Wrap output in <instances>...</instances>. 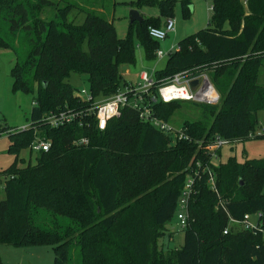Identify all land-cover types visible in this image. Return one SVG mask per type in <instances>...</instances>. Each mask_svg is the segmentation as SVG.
I'll return each mask as SVG.
<instances>
[{"label": "trees", "instance_id": "16d2710c", "mask_svg": "<svg viewBox=\"0 0 264 264\" xmlns=\"http://www.w3.org/2000/svg\"><path fill=\"white\" fill-rule=\"evenodd\" d=\"M182 2L189 17L191 0ZM49 5L56 6L55 16L47 20L42 10ZM144 5L156 6L159 16L133 22L120 38L113 21L96 10H85L81 24L70 20L80 5L69 0H0V28L7 24L6 33L0 30V49H11L16 57L12 90L34 94L31 127L8 128L7 151L14 160L0 173V245H51L52 264H264V235L230 226V217L242 220L258 212L264 226V158L239 161L232 156L214 166L219 193L206 178L196 181L183 246L166 249L159 244L176 216L191 163L203 156L198 141L215 133L244 141L260 124L264 0H213L207 27L180 40L165 68L155 71L161 80L199 69L218 89L217 105L182 100L154 105L167 121L182 103L199 108L200 119L182 125L192 140H174L129 106L105 130L40 123L51 111L90 105L69 81L73 73L87 76L95 99L128 85L121 68L136 62L134 35L146 57L157 58L160 41L149 27H161L173 17L176 2L130 3L136 9ZM37 134L50 140L51 147L35 151V164L29 159L21 165L20 153L32 152ZM82 137L89 138L88 145L73 143Z\"/></svg>", "mask_w": 264, "mask_h": 264}, {"label": "rangeland", "instance_id": "374dc122", "mask_svg": "<svg viewBox=\"0 0 264 264\" xmlns=\"http://www.w3.org/2000/svg\"><path fill=\"white\" fill-rule=\"evenodd\" d=\"M56 3L59 0H51ZM80 5V8L70 13V20L81 24L86 18L85 10H96L104 14L108 19L113 21L117 34L120 38L127 36L130 26V11L133 9L130 3L137 0H69ZM190 4L189 17L183 13L182 0H175L174 16L172 17L176 24V33L172 32L169 36L159 42V49L170 53L178 47L180 40L186 36L196 33L207 27L212 17L213 11L211 6L213 0H197ZM55 5L43 6L42 17L50 20L55 16ZM244 7L247 8V2L244 1ZM144 18L159 16V10L156 6L144 5L140 9ZM2 33H6L7 24L0 28ZM136 45V62L131 65L122 66L121 70L125 79L133 84L140 80L142 71L153 73L156 70L165 68L169 54L161 58L148 59L145 50L134 35ZM175 47V48H173ZM16 57L11 49H0V173L8 168L13 160L14 155L9 153L8 146L9 131L13 128L18 131L20 127L28 126L31 123L30 112L34 105V94H26L21 91L12 90L11 69L15 65ZM128 71V74L126 72ZM69 81L77 89H88V80L86 75L73 73ZM259 83L264 85V65L261 69ZM201 116V110L190 103H182L179 109H174L170 122L176 128L182 127L185 121H198ZM260 124L257 127L261 131L264 127V112H259ZM21 165H26L31 160V164L36 163V152L24 150L20 153ZM235 156L239 161L246 159L264 158V137L249 138L244 141L227 145L223 148L221 161L226 162L230 157ZM4 178L0 177V200L4 198L3 190ZM232 227V225H230ZM229 226V228H230ZM236 230L235 227H232ZM185 233L179 225L175 216L167 224L164 236L159 240L160 245L166 249L181 247L184 244ZM77 254L78 251L75 250ZM0 258L2 264H52L55 261V252L51 245H37L29 247H14L7 244L0 245Z\"/></svg>", "mask_w": 264, "mask_h": 264}, {"label": "built area", "instance_id": "2783aa9c", "mask_svg": "<svg viewBox=\"0 0 264 264\" xmlns=\"http://www.w3.org/2000/svg\"><path fill=\"white\" fill-rule=\"evenodd\" d=\"M175 29V21L172 17H168L164 19L161 27L150 26L149 33L153 38L162 41ZM166 54L170 53L160 49L156 51L157 58H161ZM154 73L155 71L153 73L142 71L137 84L129 83L115 94L104 99H95L89 89H79L76 94L88 101L90 105L85 108H66L51 111L42 115L40 123L54 128L75 123L81 127L94 126L99 130H105L108 122L114 118H119L123 109L129 106L138 112L142 121L153 125L157 130L167 135H172L174 140H192V136L187 132L186 128L183 126L176 128L170 121L160 117L156 113L154 105L159 101L168 103L176 100L217 105L221 100L218 89L209 74L199 69L181 71L161 80H157ZM194 80H197L198 83L193 87L191 83ZM29 127H31V124L20 127L18 130H25ZM263 135L264 127L261 131H252L249 134V138ZM198 142L203 150V156L196 157L191 163V172L188 174L178 200L176 217L182 229H185L189 224V205L194 194L196 181L206 178L211 189L218 194L219 190L214 166L221 162L223 148L236 143L235 141L227 140L218 133L210 135L207 140H199ZM73 143L75 145H88L89 138L75 139ZM51 145L50 140L37 134L30 148L32 151H47ZM204 156L205 158H203ZM262 216L261 212L255 214L247 213L242 220L230 217V223L231 225H238L244 230H249L254 234L262 233L264 235ZM229 230V227L225 228L224 233H229Z\"/></svg>", "mask_w": 264, "mask_h": 264}, {"label": "water", "instance_id": "95a60500", "mask_svg": "<svg viewBox=\"0 0 264 264\" xmlns=\"http://www.w3.org/2000/svg\"><path fill=\"white\" fill-rule=\"evenodd\" d=\"M129 19H130V24H132L135 21H138L139 23H142L143 20H144V17L141 15L139 9L133 8L130 11ZM197 83H198V81L194 80V81H192L191 85L194 87V86H196Z\"/></svg>", "mask_w": 264, "mask_h": 264}, {"label": "crops", "instance_id": "0c3cea01", "mask_svg": "<svg viewBox=\"0 0 264 264\" xmlns=\"http://www.w3.org/2000/svg\"><path fill=\"white\" fill-rule=\"evenodd\" d=\"M197 0H193L192 2H196ZM175 33H176V29H175V31H174ZM173 48H175V47H173ZM126 74H128V71L126 72Z\"/></svg>", "mask_w": 264, "mask_h": 264}]
</instances>
